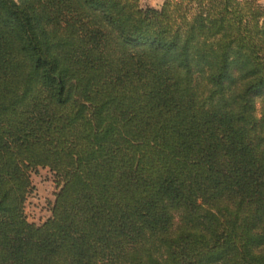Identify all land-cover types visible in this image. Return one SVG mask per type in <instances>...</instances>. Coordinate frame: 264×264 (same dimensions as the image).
<instances>
[{"label":"trees","instance_id":"obj_1","mask_svg":"<svg viewBox=\"0 0 264 264\" xmlns=\"http://www.w3.org/2000/svg\"><path fill=\"white\" fill-rule=\"evenodd\" d=\"M0 264H264V3L0 0Z\"/></svg>","mask_w":264,"mask_h":264},{"label":"rangeland","instance_id":"obj_2","mask_svg":"<svg viewBox=\"0 0 264 264\" xmlns=\"http://www.w3.org/2000/svg\"><path fill=\"white\" fill-rule=\"evenodd\" d=\"M162 1L160 0L157 4H150L149 0H140V3L143 6H159ZM260 1L264 3V0ZM257 110L259 112L260 104H257ZM30 177L32 186L28 192L24 209L28 220L40 223L50 215V207L57 187L53 173L47 166H37L31 169Z\"/></svg>","mask_w":264,"mask_h":264},{"label":"crops","instance_id":"obj_3","mask_svg":"<svg viewBox=\"0 0 264 264\" xmlns=\"http://www.w3.org/2000/svg\"><path fill=\"white\" fill-rule=\"evenodd\" d=\"M149 2H150V4H157L158 2H160V0H156V1H154V0H149Z\"/></svg>","mask_w":264,"mask_h":264}]
</instances>
